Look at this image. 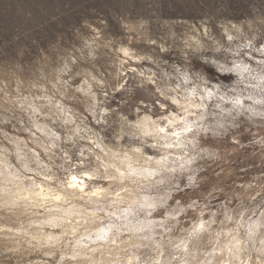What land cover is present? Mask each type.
Returning <instances> with one entry per match:
<instances>
[{"label":"clouds","instance_id":"obj_1","mask_svg":"<svg viewBox=\"0 0 264 264\" xmlns=\"http://www.w3.org/2000/svg\"><path fill=\"white\" fill-rule=\"evenodd\" d=\"M0 264H264V0H0Z\"/></svg>","mask_w":264,"mask_h":264}]
</instances>
